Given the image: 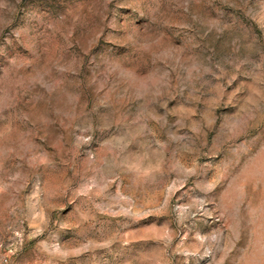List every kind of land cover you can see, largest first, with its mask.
I'll return each instance as SVG.
<instances>
[{"label": "rangeland", "instance_id": "374dc122", "mask_svg": "<svg viewBox=\"0 0 264 264\" xmlns=\"http://www.w3.org/2000/svg\"><path fill=\"white\" fill-rule=\"evenodd\" d=\"M0 264H264V0H0Z\"/></svg>", "mask_w": 264, "mask_h": 264}]
</instances>
